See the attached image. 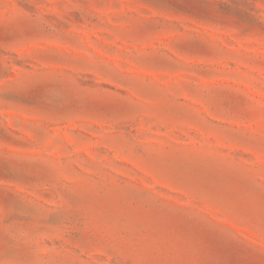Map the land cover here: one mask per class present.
Returning a JSON list of instances; mask_svg holds the SVG:
<instances>
[{
	"label": "rangeland",
	"instance_id": "374dc122",
	"mask_svg": "<svg viewBox=\"0 0 264 264\" xmlns=\"http://www.w3.org/2000/svg\"><path fill=\"white\" fill-rule=\"evenodd\" d=\"M0 264H264V0H0Z\"/></svg>",
	"mask_w": 264,
	"mask_h": 264
}]
</instances>
